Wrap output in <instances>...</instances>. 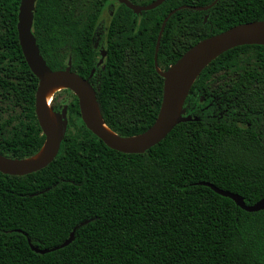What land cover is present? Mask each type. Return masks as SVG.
Returning a JSON list of instances; mask_svg holds the SVG:
<instances>
[{"label":"trees","instance_id":"16d2710c","mask_svg":"<svg viewBox=\"0 0 264 264\" xmlns=\"http://www.w3.org/2000/svg\"><path fill=\"white\" fill-rule=\"evenodd\" d=\"M146 5L153 0H129ZM165 0L135 14L114 0H36L32 33L52 70L87 78L105 124L136 135L155 120L165 70L198 41L264 19V0ZM20 0H0V154L24 159L43 145L37 77L17 33ZM114 4V5H113ZM112 12V15H111ZM107 55L97 67L103 14ZM208 16L204 22V17ZM95 68L93 76H89ZM56 157L22 176L0 172V264H264V209L247 212L200 182L252 205L264 197V45L213 59L185 99L180 122L143 153L107 147L83 123L73 94ZM63 105L53 103L54 111ZM74 230L67 245L54 248Z\"/></svg>","mask_w":264,"mask_h":264},{"label":"water","instance_id":"95a60500","mask_svg":"<svg viewBox=\"0 0 264 264\" xmlns=\"http://www.w3.org/2000/svg\"><path fill=\"white\" fill-rule=\"evenodd\" d=\"M36 0H20L17 14V33L23 57L38 79L35 92V113L45 140L40 150L33 156L15 159L0 154V172L6 175L22 176L38 171L47 166L57 155L68 126V105H63L60 111H54L47 99V93L53 88L70 90L78 100L80 117L95 136L107 147L122 153H143L159 143L180 122L198 120V117L185 114L183 108L185 99L195 79L201 71L216 57L225 51L240 45H264V19L239 23L219 33L208 36L186 50L167 69L161 70L157 63V53L160 39L168 17L178 7L173 9L163 20L154 49V67L163 78V91L158 114L154 122L143 132L120 136L112 131L103 121L96 98V90L87 78L81 77L71 69V61L64 69L52 70L40 53L36 39L32 33L33 14ZM126 5L135 14L147 11L161 5L165 0H153L146 5H136L129 0H114ZM218 0L206 6L193 7L199 11L210 9ZM208 16L204 17V22ZM104 51L101 52L102 61ZM94 70H92L91 75ZM52 98V97H51ZM50 98V100H51ZM217 194L232 199L237 206L247 212L264 209V197L252 205L244 202L243 197L236 193L220 189L209 182H200ZM74 239V230L69 237L54 248L32 250L38 253L63 247Z\"/></svg>","mask_w":264,"mask_h":264},{"label":"rangeland","instance_id":"374dc122","mask_svg":"<svg viewBox=\"0 0 264 264\" xmlns=\"http://www.w3.org/2000/svg\"><path fill=\"white\" fill-rule=\"evenodd\" d=\"M107 21V15L106 13L103 14L102 16V24L99 25L98 27V30H97V37L96 38H99L100 40L97 41L96 43V49L98 51H101L102 50V47H101V30H102V27H103V24H105ZM73 96V93L68 90V89H61V90H56L55 93H53L52 95V98L50 100V105L52 106L53 103H58L60 105H67L69 103V101L71 100V97Z\"/></svg>","mask_w":264,"mask_h":264},{"label":"flooded vegetation","instance_id":"af4514ba","mask_svg":"<svg viewBox=\"0 0 264 264\" xmlns=\"http://www.w3.org/2000/svg\"><path fill=\"white\" fill-rule=\"evenodd\" d=\"M114 5V4H113ZM111 15H112V12H111ZM106 23L108 22V17H107V21H105ZM106 23L105 24H103V27H102V30H101V36H100V38H101V47H102V50L101 51H98L97 49V51H98V53H99V55H98V58H97V67H99L102 63H103V61H104V58L106 57V55H107V48H106V39H105V35H104V32H103V29L105 28V25H106ZM102 24V22H100V24L99 25H101ZM100 39L99 38H96V41H95V48H96V42L97 41H99ZM105 52L104 53V57H103V59H102V61L100 62V59H101V52ZM92 70H94L93 71V73H92V75H91V73H90V77L91 76H93V74H94V72H95V68L94 69H92ZM92 72V71H91ZM90 82V81H89ZM92 84V83H91ZM93 86V85H92Z\"/></svg>","mask_w":264,"mask_h":264},{"label":"bare ground","instance_id":"6f19581e","mask_svg":"<svg viewBox=\"0 0 264 264\" xmlns=\"http://www.w3.org/2000/svg\"><path fill=\"white\" fill-rule=\"evenodd\" d=\"M60 88L61 87L53 88L50 91H48V93H47V99H48V101H50V98L52 97L53 93H55V91L58 90V89H60Z\"/></svg>","mask_w":264,"mask_h":264}]
</instances>
